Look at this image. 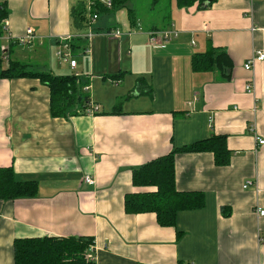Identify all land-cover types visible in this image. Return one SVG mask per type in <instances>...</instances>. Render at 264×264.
<instances>
[{
  "label": "crops",
  "instance_id": "0c3cea01",
  "mask_svg": "<svg viewBox=\"0 0 264 264\" xmlns=\"http://www.w3.org/2000/svg\"><path fill=\"white\" fill-rule=\"evenodd\" d=\"M141 1L129 5L136 28L121 10L77 31L70 11L89 0H0L7 12L1 56L51 73V51L72 37L76 67L59 60L56 70L88 79L98 108L52 118L49 90L38 80L0 79V168L38 187L34 198L0 201V264H13L16 239L70 236L93 239L95 264H264V215L256 213L264 211V144L255 140H264V61L243 67L264 50V0H215L205 10L164 0L151 12ZM168 14L165 30L177 36L151 46L149 33L160 32ZM28 29L36 41L22 47ZM212 48L228 54L229 80L191 71L192 55ZM119 102L121 114H108ZM212 136L225 137L227 165L216 166L211 153L178 154L174 162L176 190L201 192L202 209L178 213L175 228L160 227L153 214L124 212L125 195L145 191L132 186V169ZM246 181L258 191L242 189Z\"/></svg>",
  "mask_w": 264,
  "mask_h": 264
},
{
  "label": "trees",
  "instance_id": "16d2710c",
  "mask_svg": "<svg viewBox=\"0 0 264 264\" xmlns=\"http://www.w3.org/2000/svg\"><path fill=\"white\" fill-rule=\"evenodd\" d=\"M112 5L106 8L100 0L78 3L70 11L71 26L77 31L88 27L89 18L96 15L126 11L131 27H137V15L130 8L133 0H111ZM140 1V0H139ZM146 1V0H142ZM164 0H148L149 11H155ZM215 0H175L178 8L196 5L199 10L209 8ZM89 8V9H88ZM5 7L0 6V23L6 18ZM160 30L167 29L169 14L160 22ZM0 29V37H1ZM68 45L73 50L74 44ZM73 54V52L71 51ZM2 56L0 51V62ZM193 73L217 72L223 81L229 80L232 63L228 54L219 48H212L203 54H194L190 61ZM121 75V74H120ZM120 77V76H119ZM36 79L49 90V111L52 118L69 119L75 116L89 115L95 107L85 89L89 80L76 75H53L49 72L30 70L19 61L8 58L7 67H0V79ZM118 78L117 76L114 79ZM139 85V80L137 81ZM121 102L109 112L120 115ZM98 114L97 111L93 112ZM211 153L216 166L229 163L230 151L226 147L225 137L212 136L207 140L173 149L168 154L147 162L131 170L133 187L145 189L138 193H129L124 197V212L128 215L153 214L160 227L175 228L178 213L196 211L204 207V195L201 192H179L175 188L174 162L178 154ZM35 181H19L12 167L0 168V201L31 199L37 194ZM225 213V210H221ZM227 215V214H226ZM180 238L177 233V239ZM92 238L70 236L65 238H27L16 239L12 243L13 264H95L86 259ZM178 264H182L178 262Z\"/></svg>",
  "mask_w": 264,
  "mask_h": 264
},
{
  "label": "built area",
  "instance_id": "2783aa9c",
  "mask_svg": "<svg viewBox=\"0 0 264 264\" xmlns=\"http://www.w3.org/2000/svg\"><path fill=\"white\" fill-rule=\"evenodd\" d=\"M90 4L92 2V0H89ZM100 2L106 6V8H110L111 5H112V1L111 0H100ZM89 9V8H88ZM97 20V16L96 15H92L90 18H89V25L88 26H91L95 21ZM204 29H206V27H204ZM121 32L120 31H116L114 33L115 36H118L120 35ZM93 34L92 33H88L86 35H84V38L85 40L87 41V45H88V42H90L91 38H92ZM177 34L176 32H173V31H168V30H164V31H160V32H157V33H154V32H150L149 33V44L151 46H159L162 44V42H166L168 40H170L171 38L173 37H176ZM61 42L63 43V47L62 49H60V51H58L56 53V56L63 62H66L69 64L70 68H75L76 67V62L75 60L73 59V54L71 53V50L69 49V42H71L72 40V37L70 36H67L65 38H61L60 39ZM35 41H36V38L33 34V31L32 30H27L26 33H25V36L20 38L18 40L19 42V45L22 46V47H25V46H32L35 44ZM85 53H89V48L86 47L84 49ZM2 59L8 61V56L6 53H4L2 55ZM264 61V50H257V51H254L252 53V55L250 56V58L245 62V64L243 65L244 69L246 71H249L253 68L254 64L257 63V62H263ZM84 90H88V87H85ZM252 86L251 85H247L245 87V91L247 93H252ZM98 111V108L95 106L92 108L91 111L88 112V114H93V112H96ZM255 140L257 141L258 145L261 146L264 144V140H261L259 138H255ZM84 183L89 185V186H93L94 185V182L93 180L86 176L84 179H83ZM249 187H254L256 191L257 188H256V184L253 182V181H246L244 183V185L242 186V189L246 190L248 189ZM256 213L258 214L259 217H262L264 215V211L261 210V209H256ZM87 260H90V261H93V257H92V254H87L86 256Z\"/></svg>",
  "mask_w": 264,
  "mask_h": 264
},
{
  "label": "rangeland",
  "instance_id": "374dc122",
  "mask_svg": "<svg viewBox=\"0 0 264 264\" xmlns=\"http://www.w3.org/2000/svg\"><path fill=\"white\" fill-rule=\"evenodd\" d=\"M147 2H148V0H146V1H141L140 2V5L143 7V8H146L147 7ZM99 23H100V21H99ZM1 47L2 48H4L5 47V44L4 43H2L1 44ZM60 49H58V51H59ZM55 50H52L51 51V53H50V55H51V61H49V69H50V71H52L51 73H53V75L55 74V75H57V74H59V73H62V75H65V74H70V71H68V70H62L61 72H58L57 70H56V64L57 63H59V58L57 57V56H55L54 55V53H56V52H54ZM15 58V56L13 55V56H11L10 57V59L11 60H13ZM77 59H79V58H77ZM61 61V60H60ZM7 64H8V62L6 61V60H4V59H1V62H0V67L2 68V69H4V68H6L7 67ZM28 69H30V68H28ZM87 259V258H86Z\"/></svg>",
  "mask_w": 264,
  "mask_h": 264
}]
</instances>
